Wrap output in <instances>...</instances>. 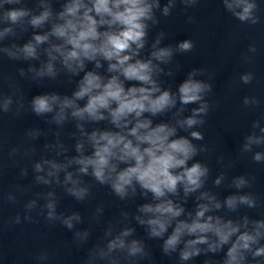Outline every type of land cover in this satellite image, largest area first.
I'll return each mask as SVG.
<instances>
[{
	"label": "clouds",
	"instance_id": "1",
	"mask_svg": "<svg viewBox=\"0 0 264 264\" xmlns=\"http://www.w3.org/2000/svg\"><path fill=\"white\" fill-rule=\"evenodd\" d=\"M200 3L0 0V65H19L0 71V118L30 114L44 125L25 128L8 148L17 180L31 177L0 191V202L22 209L8 227L59 224L84 250L80 264H157L153 242L170 264H264V197L253 191L255 175H231L239 160L264 166V97H242L241 110L258 115L235 158L217 155L204 131L220 104L215 73L192 67L177 83L176 58L196 42L165 43L171 34L161 25L178 7L193 23L187 14ZM220 3L240 26L264 25L260 0ZM257 52L250 43L241 64L253 65ZM256 79L239 72L230 87ZM22 82L43 90L29 99ZM5 142L0 134V150ZM6 166L0 159V175ZM100 189L122 205L117 215L105 219L103 201L87 216L61 210L64 197L89 205ZM52 259L47 249L32 256L34 264Z\"/></svg>",
	"mask_w": 264,
	"mask_h": 264
}]
</instances>
